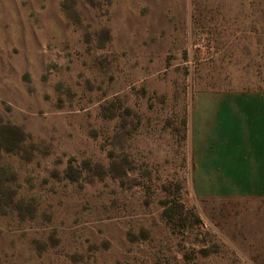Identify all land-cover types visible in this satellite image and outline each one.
<instances>
[{"label": "rangeland", "instance_id": "374dc122", "mask_svg": "<svg viewBox=\"0 0 264 264\" xmlns=\"http://www.w3.org/2000/svg\"><path fill=\"white\" fill-rule=\"evenodd\" d=\"M0 264H264V0H0Z\"/></svg>", "mask_w": 264, "mask_h": 264}, {"label": "trees", "instance_id": "16d2710c", "mask_svg": "<svg viewBox=\"0 0 264 264\" xmlns=\"http://www.w3.org/2000/svg\"><path fill=\"white\" fill-rule=\"evenodd\" d=\"M183 209L184 206L178 200H172L170 203L165 204L162 217L166 224L170 227L173 223L175 224L178 220L177 215L179 216V213H182ZM194 219L196 222L198 221L196 217Z\"/></svg>", "mask_w": 264, "mask_h": 264}]
</instances>
